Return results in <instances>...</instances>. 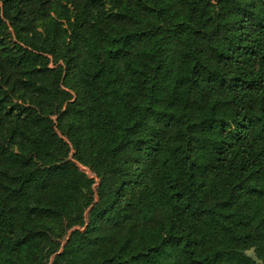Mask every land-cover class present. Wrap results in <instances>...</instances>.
Returning <instances> with one entry per match:
<instances>
[{"label":"trees","instance_id":"obj_1","mask_svg":"<svg viewBox=\"0 0 264 264\" xmlns=\"http://www.w3.org/2000/svg\"><path fill=\"white\" fill-rule=\"evenodd\" d=\"M0 264H264V0H0Z\"/></svg>","mask_w":264,"mask_h":264},{"label":"rangeland","instance_id":"obj_2","mask_svg":"<svg viewBox=\"0 0 264 264\" xmlns=\"http://www.w3.org/2000/svg\"><path fill=\"white\" fill-rule=\"evenodd\" d=\"M249 255H253V252H252V250L251 249H248L247 251H246Z\"/></svg>","mask_w":264,"mask_h":264}]
</instances>
